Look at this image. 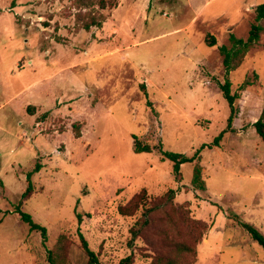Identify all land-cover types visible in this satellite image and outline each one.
I'll return each instance as SVG.
<instances>
[{
	"label": "rangeland",
	"instance_id": "374dc122",
	"mask_svg": "<svg viewBox=\"0 0 264 264\" xmlns=\"http://www.w3.org/2000/svg\"><path fill=\"white\" fill-rule=\"evenodd\" d=\"M263 4L120 0L102 11L80 0H0V264H49L61 237L62 264H87L79 231L102 264H157L153 252L178 259L174 245L197 235L178 211L157 213L135 242L142 210L118 212L142 191L151 200L170 190L176 208L207 226L194 264H264V248L232 218L264 236V142L253 127L264 113V33L230 73L220 52L232 35L248 39ZM92 18L101 26L86 30ZM227 80L238 112L215 147L230 117ZM134 137L200 154L176 178L159 154H136ZM196 165L204 190L192 184ZM19 205L47 228L46 242Z\"/></svg>",
	"mask_w": 264,
	"mask_h": 264
},
{
	"label": "trees",
	"instance_id": "16d2710c",
	"mask_svg": "<svg viewBox=\"0 0 264 264\" xmlns=\"http://www.w3.org/2000/svg\"><path fill=\"white\" fill-rule=\"evenodd\" d=\"M120 0H80L81 6L84 8H95L97 7L98 10H107V9H114L118 7V3ZM255 13V20L251 26L249 37L246 41L242 39H237L234 35L231 36L230 40L232 43V48L228 49L227 47H221L220 52L223 56V65L226 68L227 72H232L240 67L242 60L246 56V54L253 49L261 40V36L264 33V26L261 24L264 22V4L258 6L254 10ZM100 23H95L94 18H92V22L85 25V29L89 30L91 27H100ZM210 47L215 46V39L211 43H209ZM250 82L246 81L241 87L240 90H244L247 86H250ZM231 82L227 80L224 84L220 86L222 94L227 101L230 107V117L228 119L227 128L220 133V135L215 139L214 146L219 147L221 141L223 140L224 136L232 131L233 122L237 115V108L236 102L239 99L238 93H232ZM145 89V87L143 86ZM257 135L262 139L264 142V113L261 115L260 119L253 125ZM134 152L136 154H151L157 153L162 157V160H168L173 164V174L176 178L180 177L181 174V167L185 164H192L194 163L200 154L198 151L194 156L189 157L185 154L180 153H173L170 151H166L164 149L163 143H159L158 145L151 146L149 144L143 143L139 138L134 137ZM211 146L204 145L202 149ZM42 169L40 164L35 166V169L32 172H29L27 175L28 187L26 192L23 194V198H28L33 191L32 185V177L34 174H37ZM192 184L194 187L204 190V181L202 179V168L200 165H196L194 167V174ZM176 193L173 190L168 191L164 196L159 198H154L149 200L146 194V191H142L140 194L136 195L128 205L124 207H120L118 212L125 217H134L136 213L141 209L142 214L141 217L138 218L134 226L132 227L131 233V241L135 242L136 240L142 238L143 234L148 231L152 227L153 218L154 216L161 212L166 207L174 208V210L178 211L180 218L185 221L189 227L197 233L195 237H193L194 245H188L186 243H179L175 244V251L178 255V259H170L165 256H158L155 252L151 255L150 258L153 259V262L157 264H194L196 262V245L202 242L204 235L207 231V226L205 223L191 220L189 218V213L186 212L182 207L176 208L173 205L175 200ZM1 212V210H0ZM17 214L20 215V218L23 223L28 225L31 232L39 233L42 239L46 242L48 238V230L47 228L41 226L40 224L36 223L33 217L25 213L21 210V206H17L16 211ZM188 213V217H187ZM78 224L80 225L83 221V217L81 214L76 213ZM239 225L246 230L251 238L259 243L264 248V236L252 225L243 223L240 221L238 216L232 217ZM79 239L81 242V248L85 252L88 257L87 264H102L99 260V256L90 249L87 240L85 239L84 235L79 231L78 232ZM64 242V237H61L57 249L55 250H48L47 251V259L49 264H62V260L60 259V252H62V243ZM186 256L190 259V261L186 262L181 257ZM120 264H133V258L131 256L124 258L121 260Z\"/></svg>",
	"mask_w": 264,
	"mask_h": 264
}]
</instances>
